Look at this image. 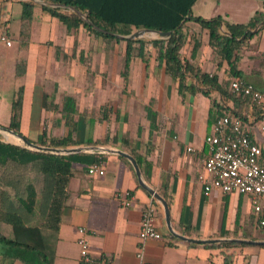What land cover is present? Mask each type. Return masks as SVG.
<instances>
[{
    "label": "crops",
    "instance_id": "crops-1",
    "mask_svg": "<svg viewBox=\"0 0 264 264\" xmlns=\"http://www.w3.org/2000/svg\"><path fill=\"white\" fill-rule=\"evenodd\" d=\"M12 3L21 6L20 0H0V24L5 22L7 39L11 42L7 46L0 41V127L8 128L11 103L22 88L21 136L32 143L37 141L45 122L49 139L72 133L78 145L71 148L104 147L129 155L130 151L135 152L152 164L145 182L165 197L174 232L197 241H212L188 243L169 237L161 209L155 222L161 239L145 242L140 263L136 258L140 219L152 198L138 188L134 170L126 159L129 164L116 154H103L102 176L88 175L84 165L72 167L53 264H102V260L112 264H223L226 254L232 255L231 264H264V244L237 242L264 243L256 239L260 216L254 212L251 198L239 193L223 195L218 191L206 196L198 182L204 170L203 140L220 118L212 103L229 108L232 103H224L215 90L207 95L201 92L180 95L163 66L156 67L152 58L146 64L136 54L124 78L126 47L121 40L126 36L118 35L122 37L118 38L119 42L104 41L80 30L74 50L73 35L37 4L33 10L30 43L20 55L16 39L22 6L18 21L12 27ZM164 3L184 5L187 0H164ZM190 12L192 18L221 17L230 24H247L255 13L264 15V0H195ZM187 26L201 42L190 62L202 72L216 75L222 87L230 91L228 66H216L207 46V32L192 21ZM256 29L240 54L239 71L243 81L264 92V27L260 25ZM92 39L96 52H89L87 47ZM106 43L110 44V50H106ZM13 46L14 54L9 51ZM81 52L90 59V74L84 73L79 62ZM20 56L26 59V66L24 76L18 78L15 66ZM107 71H111L112 78L106 81ZM187 82L192 83L193 79L188 78ZM45 95L47 110L42 106ZM67 97L74 100L76 111L69 124L62 115ZM147 106L155 114L152 129L146 118ZM242 122L252 141L260 145V163L264 166V119L250 108L243 112ZM0 141L17 144L1 133ZM89 142L93 144L88 145ZM125 192L133 197L129 208L120 205L114 197ZM8 227L0 223V234L10 239L12 231ZM79 228L90 233V263L79 258ZM233 242L245 245H223ZM0 264L22 263L5 258L0 243Z\"/></svg>",
    "mask_w": 264,
    "mask_h": 264
},
{
    "label": "trees",
    "instance_id": "trees-1",
    "mask_svg": "<svg viewBox=\"0 0 264 264\" xmlns=\"http://www.w3.org/2000/svg\"><path fill=\"white\" fill-rule=\"evenodd\" d=\"M47 2L73 8L82 16H86L92 24L89 25L76 13L67 9L41 7L43 11L56 19L68 34L73 35L74 50L78 46L80 30L94 38L117 42L119 39L112 34L127 37L138 30L171 32L167 39H156L148 43L150 50L141 40L123 39L126 47L122 72L124 78L128 76L130 61L135 54L134 44L137 43L136 56L146 64L152 58L156 67L163 66L165 73L176 84L180 95L198 92L207 95L211 90L217 91L224 103H232L231 108L221 107L216 102L212 103V109L216 110L219 117L232 115L243 119V112L250 108L254 113L258 112L248 98L226 91L218 82L216 75L204 73L190 62L195 58L201 42L187 23L192 21L201 30L207 32V46L217 62L216 66L220 68L226 64L227 76L230 80L243 81L239 71L240 54L246 42L253 36L250 31L260 25L261 28L264 27L262 13H255L247 24H230L221 17L208 20L192 18L190 10L195 0H187V4L184 5L165 4L164 0H47ZM20 3L22 11L16 44L18 53L21 55L30 43L33 10L36 4L30 0H20ZM0 30V36L5 35L7 38L5 22L0 24ZM55 54L58 57V49ZM89 61V57L84 56L82 52L79 53V62L86 74H90ZM25 66L26 59L20 56L15 66L16 77L24 76ZM188 78H192L193 82L188 83ZM46 99L47 95L44 96L42 103L45 110H47ZM21 105L22 88L18 90L16 98L11 103V117L7 128L19 135H21L19 131ZM145 109L146 118L152 129L155 127V114L150 106ZM75 113L74 100L70 97L65 98L62 115L66 124L72 121ZM33 143L58 149L78 145L72 139V133L62 138H47L45 122L39 139ZM92 144L88 143V145ZM130 155L136 160L144 180H147L152 164L133 151H130ZM103 158L104 155L85 153L65 156L40 153L0 141V223L9 226L12 231L10 239L0 234L3 256L22 264H53L54 249L58 240L62 211L67 201V187L72 175V167L74 164H80L88 168L92 164L101 163ZM138 188L140 189L139 186ZM161 197L165 200L164 196ZM152 204L157 211H161L160 205L153 199ZM258 215L260 217L257 221L256 239L264 241V225L260 224L264 221L263 205ZM168 236L172 237L169 234ZM223 245L237 247L245 244L233 242ZM231 258L232 255H224L223 264H231Z\"/></svg>",
    "mask_w": 264,
    "mask_h": 264
},
{
    "label": "built area",
    "instance_id": "built-area-1",
    "mask_svg": "<svg viewBox=\"0 0 264 264\" xmlns=\"http://www.w3.org/2000/svg\"><path fill=\"white\" fill-rule=\"evenodd\" d=\"M0 41L7 46L11 42L5 35L0 36ZM229 89L233 94L248 98L258 113L264 119V92L253 85L241 80L232 79ZM205 160L203 173L198 176V182L203 188L204 195L208 196L213 191L223 195L239 193L249 196L256 214L261 210L264 202V166L260 163L261 147L252 141L242 119L227 115L220 117L212 126L211 132L203 140ZM192 151L191 148L187 149ZM90 176H102L104 169L101 163L92 164L87 168ZM115 199L125 208L133 205V197L130 192L117 193ZM157 216L156 207L150 203L142 211L139 229V245L136 258L143 261V251L147 240H159L161 234L155 226ZM260 224L263 226L264 221ZM79 246V258L90 263L92 258L89 253L90 233L84 229L77 230ZM102 264H112L102 260Z\"/></svg>",
    "mask_w": 264,
    "mask_h": 264
},
{
    "label": "water",
    "instance_id": "water-1",
    "mask_svg": "<svg viewBox=\"0 0 264 264\" xmlns=\"http://www.w3.org/2000/svg\"><path fill=\"white\" fill-rule=\"evenodd\" d=\"M33 3L40 5V6H47L49 8H61V9H67L69 11H72L76 13L80 18H82L86 23L89 25H92L88 18L86 16H82L79 12H77L75 9L70 8V7H65L64 5L61 4H53V3H48L47 0H30ZM95 29L99 30L98 28L94 27ZM257 29L254 31H250V33H254ZM101 32L105 33V31L100 30ZM144 33H151L157 36V39H167L170 37L171 32H155V31H148V30H139L136 31L135 33L131 34L130 36L124 38V39H129V40H139L141 36ZM116 38L122 39V37L112 34ZM156 40V39H155ZM242 40V39H241ZM0 133L3 134L6 137L14 139L18 146L23 147L25 149L35 151V152H40V153H49L53 155H71V154H78V153H85V154H98V155H103V154H116L124 159H126L130 165L132 166L138 185L139 187L147 192L150 197L156 201L163 212V220L166 226V229L170 235L173 237L188 242V243H204V242H212V241H197L193 239L186 238L184 236H181L174 232L172 226H171V219H170V211L167 202L150 186H148L142 176V173L139 169V166L136 162V160L129 154L124 153L119 150H113V149H106L104 147H75V148H67V149H58V148H51V147H43L40 145H36L29 140L25 139L23 136L14 133L11 130L5 129L0 127ZM237 242H246L250 244H264V243H258V242H253V241H237Z\"/></svg>",
    "mask_w": 264,
    "mask_h": 264
},
{
    "label": "rangeland",
    "instance_id": "rangeland-1",
    "mask_svg": "<svg viewBox=\"0 0 264 264\" xmlns=\"http://www.w3.org/2000/svg\"><path fill=\"white\" fill-rule=\"evenodd\" d=\"M20 9H21L20 4H18V3H12L11 4V10H12L11 11V15L13 17L12 20H11L12 27L18 21V17H19L18 14H19ZM135 32L136 31H133L132 34L135 33ZM16 33H17V31L14 32V34H16ZM157 38H158L157 36H155V35H153L151 33H144L139 40L145 42L147 44V46H146L147 49L150 50L151 47H150V45H148V43H150L151 41H153V40H155ZM107 44L108 43H106V46H105L106 47V50H110V44H108V45ZM121 45H123V43ZM87 47H88V50H90L89 52H96V43H95V40L92 39V42H90ZM137 48H138V44L135 43L134 44L135 54H136ZM9 51H10V53L14 54V52H15V46H13V48H11ZM110 78H112V73H111V71H107V73H105V80L107 81ZM229 82H230V80H229ZM1 122H3V121H1Z\"/></svg>",
    "mask_w": 264,
    "mask_h": 264
},
{
    "label": "bare ground",
    "instance_id": "bare-ground-1",
    "mask_svg": "<svg viewBox=\"0 0 264 264\" xmlns=\"http://www.w3.org/2000/svg\"><path fill=\"white\" fill-rule=\"evenodd\" d=\"M154 35V34H153Z\"/></svg>",
    "mask_w": 264,
    "mask_h": 264
}]
</instances>
